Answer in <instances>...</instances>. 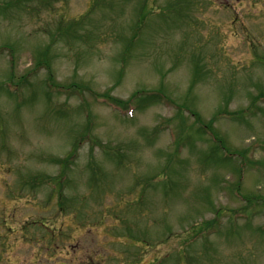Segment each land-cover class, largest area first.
I'll return each mask as SVG.
<instances>
[{
    "label": "rangeland",
    "instance_id": "obj_1",
    "mask_svg": "<svg viewBox=\"0 0 264 264\" xmlns=\"http://www.w3.org/2000/svg\"><path fill=\"white\" fill-rule=\"evenodd\" d=\"M259 99L264 0H0V264H264Z\"/></svg>",
    "mask_w": 264,
    "mask_h": 264
},
{
    "label": "trees",
    "instance_id": "obj_2",
    "mask_svg": "<svg viewBox=\"0 0 264 264\" xmlns=\"http://www.w3.org/2000/svg\"><path fill=\"white\" fill-rule=\"evenodd\" d=\"M19 1L20 0H18V3H19ZM79 20L80 19H77V20L75 19V20H73V22H75V21L78 22ZM69 23H72V22H69ZM60 30H62L61 29V26H60ZM118 105H120L121 107H124L121 103H119ZM195 115H196V117H195L196 118V123H198V124H202L203 123L206 126V128H204V134H201V136H203V137L208 136V137H210V139H213V141H211L212 143L209 145V147H211L212 149H214L210 153V158H214V160L212 161V163H214L216 165H224V162L226 160H229V158L231 157L232 154H237L238 157H240V158L242 157L241 154L237 153L236 151L231 150L230 149V146L228 144L226 145V142H225L224 138L222 137V135L218 133L219 131L215 127V122H216L215 115H217L218 117H220V115L217 112L214 113L209 118V120L207 122H204L202 120V118H200V115L199 114H195ZM242 118L245 120V117H242ZM189 135L193 136L192 133L190 134L189 132H182L181 131V134L178 135V137H180L181 139L185 140V138H188ZM254 162L256 164V161H254ZM235 170H236V172L239 175L238 178L241 179V175H240L241 174V170H242L241 166L239 165L238 167H236ZM239 187H240V183L239 182L238 183L236 182V186L234 188L237 191H239ZM252 198H253V195L248 196V197H245L244 196V199H246V202L247 201L251 202ZM216 211H218V212H216V215H218L219 212H220V209L218 208V209H216Z\"/></svg>",
    "mask_w": 264,
    "mask_h": 264
}]
</instances>
